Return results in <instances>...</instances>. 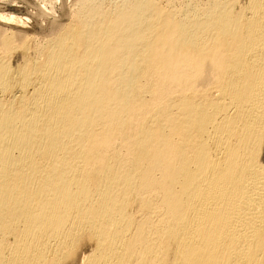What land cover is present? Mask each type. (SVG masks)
I'll return each mask as SVG.
<instances>
[{
  "label": "bare ground",
  "instance_id": "obj_1",
  "mask_svg": "<svg viewBox=\"0 0 264 264\" xmlns=\"http://www.w3.org/2000/svg\"><path fill=\"white\" fill-rule=\"evenodd\" d=\"M67 1L0 10V264H264V0Z\"/></svg>",
  "mask_w": 264,
  "mask_h": 264
},
{
  "label": "rangeland",
  "instance_id": "obj_2",
  "mask_svg": "<svg viewBox=\"0 0 264 264\" xmlns=\"http://www.w3.org/2000/svg\"><path fill=\"white\" fill-rule=\"evenodd\" d=\"M6 1V2H5ZM33 1V2H32ZM51 1V2H50ZM40 0V2H39V0H0V10L1 11H11V12H14L15 14H18V16H23L24 17V19H25V17H27L28 19L27 20H25L26 22V27L24 26V24H18V25H16V24H10V26L11 27H15V28H18V29H27L28 31H30V32H32V31H39V32H42V31H44L43 33H45L46 31V33H49L50 32V30H52L53 28H49V27H52L51 26V24H54L53 22H52V20L54 21L55 19V21L54 22H56V23H58V21H59V24H60V22H61V24L62 23H65L67 20H70L69 18H71V14H70V12L68 11V10H73V8H70L69 9V7L68 6H70V7H72V4L74 3V1L73 0H71L70 2H72L73 1V3H69V1H63V3L61 4V2H62V0ZM60 1V2H59ZM45 2V3H44ZM46 2H48V3H46ZM55 2V3H54ZM69 3V4H68ZM31 4H35V6L36 5H38V6H36V8H35V6L34 5H31ZM42 4H44L43 6H41ZM68 6H67V5ZM39 5L41 6V8H39ZM51 7H50V6ZM66 5V6H65ZM45 6V7H44ZM62 6L64 7H66V10H64L65 9V7H64V9L62 8ZM44 7V8H43ZM61 7V8H60ZM43 8V9H42ZM46 8V9H45ZM48 8H50V9H48ZM33 9V10H32ZM41 9V10H40ZM63 9V10H62ZM37 11V13H36V11ZM45 10H47V13L48 14H45L46 13V11ZM60 10H62V11H60ZM70 10V11H71ZM42 11V12H41ZM48 11H51L50 13L48 12ZM64 11V12H63ZM67 11V12H66ZM32 12H34V16L32 15ZM45 12V13H44ZM54 12V13H53ZM64 15H63V14ZM66 13H67V17H69V18H67L66 19ZM40 14L42 17L40 18V15L38 16V15ZM49 14H51L50 16H49ZM33 16V17H30V16ZM45 15H48V16H45ZM53 15H54V18L55 19H53ZM61 15V16H60ZM37 16H38V18H37ZM44 16H45V18H44ZM56 16V17H55ZM65 16V17H64ZM31 18V19H30ZM49 18V19H48ZM52 18V19H51ZM65 18V19H64ZM35 19V20H34ZM45 19V20H44ZM48 19V20H47ZM51 19V21H49ZM58 19V20H57ZM60 19L62 20V21H60ZM29 20V21H28ZM37 20V21H36ZM38 20H39V22H38ZM41 20V21H40ZM65 20V21H64ZM32 22V23H31ZM42 22V23H41ZM43 22H44V25H46V26H44V25H42L41 26V24H43ZM46 22H49V25H47V23ZM1 23H4V22H2V21H0V24ZM38 25H37V24ZM41 23V24H40ZM23 26V27H22ZM43 26H44V28H43ZM35 29V30H34ZM41 29V30H40ZM50 29V30H49Z\"/></svg>",
  "mask_w": 264,
  "mask_h": 264
}]
</instances>
